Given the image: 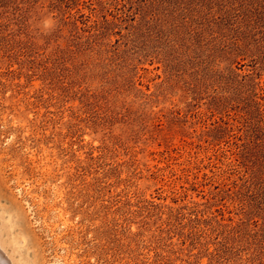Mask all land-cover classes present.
Returning <instances> with one entry per match:
<instances>
[{
    "label": "rangeland",
    "instance_id": "rangeland-1",
    "mask_svg": "<svg viewBox=\"0 0 264 264\" xmlns=\"http://www.w3.org/2000/svg\"><path fill=\"white\" fill-rule=\"evenodd\" d=\"M0 242L264 264V0H0Z\"/></svg>",
    "mask_w": 264,
    "mask_h": 264
},
{
    "label": "bare ground",
    "instance_id": "bare-ground-1",
    "mask_svg": "<svg viewBox=\"0 0 264 264\" xmlns=\"http://www.w3.org/2000/svg\"><path fill=\"white\" fill-rule=\"evenodd\" d=\"M3 252H4V250H3L1 242H0V264H8V260H6L7 258H5V255L3 254Z\"/></svg>",
    "mask_w": 264,
    "mask_h": 264
}]
</instances>
